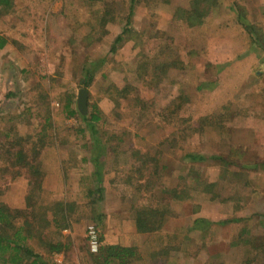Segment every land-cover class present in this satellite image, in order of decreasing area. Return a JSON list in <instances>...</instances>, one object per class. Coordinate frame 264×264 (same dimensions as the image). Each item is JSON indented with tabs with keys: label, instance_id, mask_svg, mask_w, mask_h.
Wrapping results in <instances>:
<instances>
[{
	"label": "rangeland",
	"instance_id": "rangeland-1",
	"mask_svg": "<svg viewBox=\"0 0 264 264\" xmlns=\"http://www.w3.org/2000/svg\"><path fill=\"white\" fill-rule=\"evenodd\" d=\"M188 2L135 0L131 28L114 51L110 46L123 29L130 0H10L0 5V31L8 30L14 16L13 28L22 34L18 40L23 37L31 48L39 42L33 24L42 14L36 19L23 6H56L70 12L68 18L84 20L71 32L62 24V33L69 31L72 37L60 41L66 47L60 59L35 60L39 56L18 42L12 43L20 49L18 55L9 50L0 54V204L29 216L34 209L38 219L43 214L51 218L56 201L70 204L66 229L33 221L38 236L29 242L55 264H95L90 253L109 243L135 246L139 258L130 264H263L264 149L260 156H251L233 145L230 133L238 120L260 108L255 97L260 93L264 100V78L257 83L245 77V71L259 68L253 58L234 66L236 76L219 75L222 67L233 68L228 58L234 48H241V34L234 28L219 31L216 21L189 26L187 16L200 14L204 7L208 16L211 6L206 4L217 0L200 2V10L194 7L192 13ZM241 2V14L224 11V19L229 24L234 23L231 17L241 16L264 36V12H259L264 0L252 4L251 12ZM219 36L224 43H218ZM244 47L234 60L250 52L249 41ZM219 54L226 60L218 63ZM85 64L96 68L86 88L87 113L94 105L101 110L94 136L107 144L100 183L91 161L98 152L93 135L79 114L68 116L63 108L68 99L71 108L77 105ZM8 92L14 98L4 101ZM18 143L26 160L39 163L36 187L16 158ZM186 153L204 159L185 158ZM249 162L258 167L247 169ZM194 173L196 180L191 178ZM210 183L212 190H207ZM174 188L186 198L166 203L163 198ZM149 206L165 210L164 222L154 231L139 232L137 211ZM196 218L214 223L193 229ZM52 241L65 245L62 252H49Z\"/></svg>",
	"mask_w": 264,
	"mask_h": 264
},
{
	"label": "trees",
	"instance_id": "trees-1",
	"mask_svg": "<svg viewBox=\"0 0 264 264\" xmlns=\"http://www.w3.org/2000/svg\"><path fill=\"white\" fill-rule=\"evenodd\" d=\"M205 0H193L191 4V13L194 10V7L200 10V2H204ZM10 0H0V5L7 6L10 3ZM135 0H130V8L127 13L126 21L123 25V29L120 33H118L111 46L110 51H114L118 44L123 42L124 34L128 32L131 28V18L133 15V4ZM207 5V4H206ZM204 7V6H203ZM205 8V7H204ZM202 8L200 11H205ZM196 9V11H197ZM187 13V10H183ZM180 12V11H179ZM182 12V11H181ZM197 11L193 16H187V21L189 26H193L192 24L196 25L199 23L200 19L199 16L201 13ZM187 13V14H191ZM242 24H247L243 19H241ZM248 25V24H247ZM246 26V25H245ZM249 26V25H248ZM249 30L248 28H246ZM252 31V30H251ZM6 40L4 37L0 36V49L5 45ZM96 68L88 66L87 64L81 67L82 79H80V83L86 89L90 83L92 82L95 74ZM122 95H126L125 89L118 90ZM125 93V94H124ZM123 96V98H124ZM72 99H68L67 102L63 105L64 110L67 112L68 116H74L75 114H79L81 118L85 121L86 127L89 129L91 135H93V147L94 149H98L92 157L91 161L94 164V177L97 180V183L101 182L102 178V161L101 157L105 154L107 149V144L102 142L100 139L95 137L96 128L95 123L100 121L101 119V110L97 105H94L90 111L86 114H81L75 105L74 108H71ZM76 104V102H75ZM179 105L176 104V108ZM49 117L45 118L46 121H49ZM14 145V143H12ZM18 145V151L16 152V158L19 163H22L28 170L31 181H32V188L36 187L37 180L35 178L39 176L40 170L38 168L39 163L35 162V158L33 160H26V155L23 154V148L20 143ZM185 158H189L192 160H202L204 159L203 156L193 153H186L184 155ZM216 160L224 161L225 157L222 155H215L213 156ZM144 159L142 158L141 161ZM37 163V164H36ZM229 163V162H228ZM249 169L250 167L253 169L257 166H250V162L247 166ZM194 176V177H193ZM191 176L192 180H196L197 174L194 173ZM30 181V182H31ZM39 187V184H38ZM207 190H212L213 183L207 184ZM98 191H102V188L97 189ZM93 190H88V195H92ZM168 197H164V201L168 203L171 199L177 198H186L183 196L180 191L174 189L171 190V194L168 193ZM93 203V200L91 201ZM170 202V201H169ZM150 207V206H149ZM166 206L163 207L165 209ZM71 206L69 203L64 201H56L55 204L50 208L51 211V218H48L46 214H43L42 219L40 216L35 212L33 209L30 213V216L24 210L19 209H10L9 207L0 204V264H55L54 262L48 260L43 253L36 251L32 244L29 242L31 241L37 234L38 231L35 230L33 226V221L37 223V221L41 220L44 221L46 225H52L56 229L61 228H68V223L66 217L68 216L69 212L71 211ZM164 212L165 210H159L158 208H145L139 209L137 211V215L135 218L136 229L139 232H151L154 231L162 226L164 222ZM18 219L17 222H15ZM238 219H226L220 220L218 223L226 224L230 221H237ZM214 222L205 218H196L193 222L192 228L203 230L205 227L212 225ZM204 224H206L204 226ZM36 233V234H35ZM100 240V238H99ZM47 247L50 253L53 252H62L65 245H63L59 241H52L48 242ZM90 256L95 264H130L136 259L139 258V253L137 248L132 245H121L118 243H109V244H100L97 251L94 253H90ZM264 264V262H263Z\"/></svg>",
	"mask_w": 264,
	"mask_h": 264
},
{
	"label": "crops",
	"instance_id": "crops-1",
	"mask_svg": "<svg viewBox=\"0 0 264 264\" xmlns=\"http://www.w3.org/2000/svg\"><path fill=\"white\" fill-rule=\"evenodd\" d=\"M193 0H189L188 3L192 4ZM207 0H205L206 3ZM239 1L241 4H239ZM257 0H245V5L248 8L249 12L250 9L252 8L251 6L257 5ZM190 4V5H191ZM34 6H36V8H34ZM211 6V10H207V12H210L209 15L207 16L206 10L205 11H200L201 13V19L199 21L198 24H196L195 26H200L204 20L206 22V20L210 23H212L213 21L217 22V26L216 28L219 29V31L222 30H228V28H234L239 30L238 34H241V36H239L238 38L240 39L239 43V47H241L239 50L238 48H234L232 50V55L231 58H228L229 60H232L230 64H232L233 68L227 69L225 66L224 68L222 67V72H219V75H227V74H233V76H236V73L234 72V66H240V65H244V64H248L250 63V59L253 60L254 64L256 66H258L259 68H255L254 72H252V68H250V70L248 71V73H246L245 71V77H249L251 78L253 81L257 82L260 81L262 78H264V36H258L256 30L259 29L260 27H256L254 26L253 23H250L247 21L248 23V27H249V31L246 32L245 30H247V26H245L246 24H242L243 22H241V19L243 17H239L237 15V19H235V16L231 17L233 18L234 23H232V21L227 22V19H224L225 16H222V13H224V11L226 12H230L233 13L234 15L237 14L238 12H242L243 7H244V3L241 2V0H229L228 3H226L225 0H217V2L212 3V4H207V7ZM223 9L221 10L220 8ZM24 8L27 7L28 11L32 12L33 17H35L37 19L41 18V14H42V20H39L33 24V28L35 27V31L37 32L35 35L37 36L38 41L37 43H35L33 45V47H29V42H25V40L22 39L18 40V35L22 36V34H17L16 31L13 28V24H15V17L14 16H10L9 18V28L8 30H6L4 28V30L0 31V36L4 37L6 40L5 45L0 49V54L1 53H6L7 50L10 51V54H16L18 55V51H20V49L16 50L13 49V42H18L19 44L25 45L26 47H28L26 50L30 53H34L35 55L37 54L39 57L35 56V60L37 59H45V58H51L49 60H55L60 59V57H57L61 54L65 55V48L62 46H60V41L61 44H64L65 42H69V39H62L65 37L68 38L72 37V34L68 35L67 33L74 27H78L82 25V21L83 18L81 20L76 21V20H72L70 18H68L67 16H69L70 12L63 11L62 10H58V8H56V6H51V5H44V6H38L35 5L34 3H31V6L28 4V6H23ZM179 6H176V9ZM181 9V8H178ZM184 9V8H182ZM185 9H189V8H185ZM255 9V8H252ZM79 13L84 14L83 10L81 8H79L77 10ZM259 12H264V8L259 10ZM35 14H37V16H34ZM206 15V17H204ZM221 15V16H220ZM215 19V20H213ZM244 20V18H243ZM245 21V20H244ZM215 23V22H214ZM232 23V24H231ZM65 25V30H69L66 33H62V28L63 25ZM202 26V25H201ZM260 26V25H258ZM261 29L264 30V26H261ZM251 30H254V33H252ZM258 31V30H257ZM216 36L218 35V33H215ZM252 34H254L255 36H252ZM223 35V33H222ZM26 35H24L25 38ZM49 40V43H47ZM124 40V39H123ZM126 40V39H125ZM218 43H224L225 42V38L222 36H219V38L217 39ZM234 40H237L236 38ZM249 41V51L246 50L245 54L241 57H237V59L234 60V57L238 56L242 50L245 49L244 45ZM124 42V41H123ZM232 43V42H231ZM234 43V41H233ZM47 44H50L51 46H49V49L47 50ZM253 46V47H252ZM12 49V50H10ZM14 50V51H13ZM25 52V55L27 56V58H30V55L28 52ZM66 51L68 52V50L66 49ZM70 51L73 52V49L70 48ZM43 55H49V57H43ZM18 58V56H17ZM253 58V59H252ZM47 60V59H45ZM48 60V61H49ZM226 60L225 58H223V56H221V54L218 55L217 58V62L221 63V61ZM229 64V65H230ZM224 65V64H223ZM222 65V66H223ZM251 71V72H250ZM256 85V84H255ZM255 88L258 87L254 86ZM253 92H256L253 88ZM18 93V92H17ZM260 94V93H259ZM257 94V96L255 97L256 99V103L259 104V109L254 111L252 113H250V115L246 116L245 119L243 121H237L236 122V126L233 127V130H231V140L233 141V145H237V147H241V149H246L249 152V155L251 156H260L259 155V150L264 149V100H260L261 99V95ZM0 96H3L2 94H0ZM13 93L12 92H8L7 94H5V96L3 97L4 101L9 100L12 97ZM255 96V95H253ZM76 103H77V97H76ZM251 108H253V106L251 105ZM261 162V161H260ZM258 162V163H260ZM250 166H254L257 164L254 162H250ZM264 167V161H263V165H260ZM258 167V166H257ZM250 169H253V167ZM258 170V168H257ZM264 213V212H263Z\"/></svg>",
	"mask_w": 264,
	"mask_h": 264
},
{
	"label": "water",
	"instance_id": "water-1",
	"mask_svg": "<svg viewBox=\"0 0 264 264\" xmlns=\"http://www.w3.org/2000/svg\"><path fill=\"white\" fill-rule=\"evenodd\" d=\"M87 97H88L87 89L80 88L77 94V107L81 114L87 113Z\"/></svg>",
	"mask_w": 264,
	"mask_h": 264
}]
</instances>
